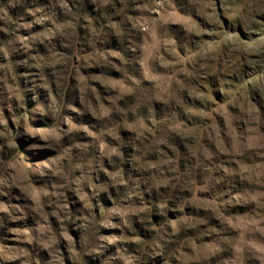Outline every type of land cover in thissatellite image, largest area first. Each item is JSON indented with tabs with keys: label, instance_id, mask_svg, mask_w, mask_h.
Masks as SVG:
<instances>
[{
	"label": "rangeland",
	"instance_id": "1",
	"mask_svg": "<svg viewBox=\"0 0 264 264\" xmlns=\"http://www.w3.org/2000/svg\"><path fill=\"white\" fill-rule=\"evenodd\" d=\"M0 264H264V0H0Z\"/></svg>",
	"mask_w": 264,
	"mask_h": 264
}]
</instances>
